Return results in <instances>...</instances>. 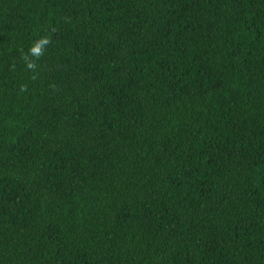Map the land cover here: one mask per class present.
Returning <instances> with one entry per match:
<instances>
[{
  "label": "trees",
  "instance_id": "trees-1",
  "mask_svg": "<svg viewBox=\"0 0 264 264\" xmlns=\"http://www.w3.org/2000/svg\"><path fill=\"white\" fill-rule=\"evenodd\" d=\"M0 264H264V0H0Z\"/></svg>",
  "mask_w": 264,
  "mask_h": 264
}]
</instances>
